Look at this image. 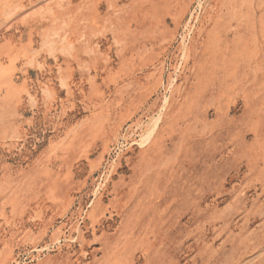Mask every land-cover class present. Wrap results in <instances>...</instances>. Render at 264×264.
Returning a JSON list of instances; mask_svg holds the SVG:
<instances>
[{
  "label": "rangeland",
  "instance_id": "1",
  "mask_svg": "<svg viewBox=\"0 0 264 264\" xmlns=\"http://www.w3.org/2000/svg\"><path fill=\"white\" fill-rule=\"evenodd\" d=\"M0 264H264V0H0Z\"/></svg>",
  "mask_w": 264,
  "mask_h": 264
}]
</instances>
